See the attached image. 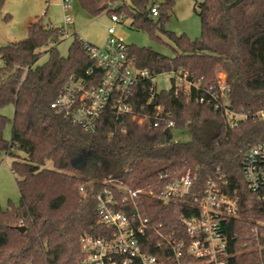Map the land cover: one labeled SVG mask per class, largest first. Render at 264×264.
<instances>
[{
	"label": "trees",
	"instance_id": "1",
	"mask_svg": "<svg viewBox=\"0 0 264 264\" xmlns=\"http://www.w3.org/2000/svg\"><path fill=\"white\" fill-rule=\"evenodd\" d=\"M5 1L0 0V11ZM78 1L93 15L124 14L135 29L156 39V30L167 35L172 56L129 44L140 68L155 74L185 68L204 83H215L223 70L231 89L229 107L245 117L231 125L223 109L174 87L156 92L146 104L152 81L144 79L133 86L131 101L134 113L149 117L139 122L132 113L116 116L108 106L96 130L85 131L51 102L70 76L98 83L103 71L85 50L93 43L74 32L68 54L62 55L57 45L65 37L63 26L36 16L24 39L0 47V164L3 154L12 158L21 191L18 205H0V264H87L82 237L110 233L96 207L98 193L109 188L121 198L126 186L157 193L189 169L201 184L223 178L224 191L238 199V216L222 223L229 264H264V199L248 188L241 167L246 150L264 142V119L257 114L264 109V0H196L201 35L195 39L164 27L175 0H162L156 17L150 8L157 0ZM43 52L48 59L39 64ZM8 104L14 105L10 139L4 130L11 119L1 111ZM169 120L190 138L171 136L165 128ZM137 201L164 232L184 234L179 217L191 213L182 202L165 203L147 192ZM187 260L184 264H201Z\"/></svg>",
	"mask_w": 264,
	"mask_h": 264
},
{
	"label": "built area",
	"instance_id": "2",
	"mask_svg": "<svg viewBox=\"0 0 264 264\" xmlns=\"http://www.w3.org/2000/svg\"><path fill=\"white\" fill-rule=\"evenodd\" d=\"M159 3L157 1L151 6V16L159 15ZM63 7V35L70 36L74 33L71 0H63ZM125 19L124 14L111 15L114 23H121ZM85 50L103 71L102 77L98 83L89 84L91 80L88 82L85 78L70 76L51 102V107L90 132L96 130L98 120L108 106L116 116L132 113L139 122L149 117L142 112H133L132 88L140 80H151L148 104L161 90L155 82L156 76L161 73L155 74L147 68L136 66L129 44L117 33L115 26L108 28V38L103 46L86 43ZM92 72V68L89 69V74ZM168 73L172 83L166 90L173 87L175 92L184 90L190 96L195 94V99L201 103L223 109L231 125H236L239 119L245 117L244 113L229 107L231 89L224 78H218L215 83H204L203 77L195 79L185 68ZM154 109L157 116L162 111L159 104L154 105ZM257 114L264 119V109ZM160 122L159 118L155 119L156 125ZM165 128L172 132L175 122L167 121ZM241 167L248 188L264 199V142L246 150ZM160 175L164 177L167 174L163 172ZM196 178V174L189 169L167 181L157 193L129 186L124 187L121 198L116 197L109 188L98 193L96 207L110 233L105 237L90 234L82 237L84 261L87 264H184L188 258H194L201 264H229L230 254L222 223L238 216V199L224 191L223 178H208L202 184ZM146 192L165 203L176 201L184 204L191 214H180L184 232L181 237L173 232L166 233L161 229L162 224L151 222L137 201L138 196Z\"/></svg>",
	"mask_w": 264,
	"mask_h": 264
},
{
	"label": "rangeland",
	"instance_id": "3",
	"mask_svg": "<svg viewBox=\"0 0 264 264\" xmlns=\"http://www.w3.org/2000/svg\"><path fill=\"white\" fill-rule=\"evenodd\" d=\"M157 1L161 2L162 0ZM71 3L70 14L73 31L85 41L103 46L108 38V28L115 26L117 33L130 45L152 47L169 56L174 54L170 39L160 30L155 32L160 37V39H156L149 31L132 27L130 18L121 23H114L111 20V14L107 11L93 15L85 10L78 0H71ZM195 4L196 0H175L164 27L177 34L186 33L192 39L199 37L201 35V19L195 10ZM7 13L11 15L10 20L4 19ZM35 16L41 17L45 23H51L55 27L62 26L65 19L63 0H6L0 11V47L10 41L24 39L27 36L28 23ZM73 38L72 35L65 36L57 45L62 55L68 54V48ZM47 59L48 53L43 52L38 63H43ZM216 76L217 78H226L223 70H218ZM155 82L158 89H167L172 83L168 72L156 76ZM1 111L11 119L4 130L5 138L10 139L14 105L8 104ZM170 135L181 140L190 138L189 132L176 129L170 132ZM20 156L24 157V153L20 152ZM11 161L10 156L2 155L0 164V205L2 208L18 205L21 199L20 187L11 170Z\"/></svg>",
	"mask_w": 264,
	"mask_h": 264
},
{
	"label": "water",
	"instance_id": "4",
	"mask_svg": "<svg viewBox=\"0 0 264 264\" xmlns=\"http://www.w3.org/2000/svg\"><path fill=\"white\" fill-rule=\"evenodd\" d=\"M106 6H107V5L105 4V5L103 6V8H105ZM118 7H119V5L116 6V8H118ZM168 132H169V134H170V131H168ZM20 228H21V229H24V227H22V226H21Z\"/></svg>",
	"mask_w": 264,
	"mask_h": 264
},
{
	"label": "crops",
	"instance_id": "5",
	"mask_svg": "<svg viewBox=\"0 0 264 264\" xmlns=\"http://www.w3.org/2000/svg\"><path fill=\"white\" fill-rule=\"evenodd\" d=\"M35 17H36V16H35ZM34 19H35V18H33L32 20H34ZM32 20H30L29 23H30ZM29 23H28V24H29Z\"/></svg>",
	"mask_w": 264,
	"mask_h": 264
}]
</instances>
